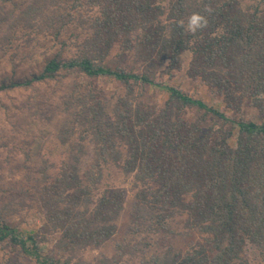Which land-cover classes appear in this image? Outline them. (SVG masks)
<instances>
[{"label": "trees", "instance_id": "1", "mask_svg": "<svg viewBox=\"0 0 264 264\" xmlns=\"http://www.w3.org/2000/svg\"><path fill=\"white\" fill-rule=\"evenodd\" d=\"M87 3L98 15L91 19V34L77 50L65 56L68 43L63 42V48L55 50L38 73L5 80L0 92L33 89L64 76L115 81L125 93L110 107V115L102 91L85 93L82 83L73 82V94L63 101L68 108L82 102L87 127L75 148L81 152L87 140L97 146L98 162L117 165L133 175L137 207L154 209L158 225L185 213L187 228L211 238L209 250L201 246L186 255L155 257L150 263L233 264L248 244L264 258V97L260 96L264 92V0L247 7L242 0ZM80 4L79 0H0V35L4 28L13 34L23 28L29 42L33 29L39 28V33L60 38L72 20L67 11ZM205 6L213 9L211 15L204 12ZM194 12L206 15L208 26L193 35L179 22L186 23ZM117 46L121 51L112 56ZM186 53L191 55L188 75L222 97L233 115L156 80L165 62L167 73L181 70ZM131 56L140 64L138 70L123 66ZM151 87L168 92L163 106L143 101L144 91ZM136 94L144 98L139 103L132 101ZM247 108L253 110L249 118ZM187 109H197L200 117L187 119ZM208 116L220 123L206 125ZM71 130L68 133L74 135ZM70 139H62L63 144ZM71 157V162L62 163L54 183L44 189L46 222L40 233L25 235L0 214V246H12L35 264H70L44 250L47 235L59 234L60 253L99 248L114 236L124 194H104L94 200L101 171L100 176L93 170L81 175L80 159L74 153Z\"/></svg>", "mask_w": 264, "mask_h": 264}, {"label": "rangeland", "instance_id": "2", "mask_svg": "<svg viewBox=\"0 0 264 264\" xmlns=\"http://www.w3.org/2000/svg\"><path fill=\"white\" fill-rule=\"evenodd\" d=\"M79 1V6L67 11L72 15V20L64 27L60 38H54L51 33L40 34L39 28H35L28 42L26 29H18V33L16 31L14 34L10 29L1 30L0 84L5 80L17 81L38 73L46 59L55 50L63 48V42L68 43L63 50L65 56L72 55L77 50L79 43L91 34V19L98 15V10L90 6L88 0ZM242 1L247 7L259 0ZM120 51L117 46L112 56ZM182 59L181 70H172L170 73L166 72L169 64L165 62L157 70L156 80L166 86L176 87L210 107L225 110L227 115H233L231 110L226 109L222 97L200 79L188 75L191 55L186 53ZM134 61L131 56L123 66L138 70L140 64ZM74 81L84 85L82 90L85 93L90 89L102 91L108 115L111 114L110 107L117 97L125 93V89L111 79L91 81L74 76L36 84L33 89L0 92V214L11 225L17 226L21 233L38 234L46 222L43 212L47 207L42 203L46 197L44 189L54 183L62 163L71 162V155L74 153L80 159L81 175L93 170L95 175L100 176L101 171V181L93 190L94 200L104 194L120 192L124 194V210L115 221L116 233L99 248L60 253L59 234L52 233L43 242L45 251H53L59 259L69 260L70 264H151L152 258L166 254L186 255L201 246H206L209 250L210 236L198 229L187 228L188 216L185 213L166 218L162 226L157 224L158 217L154 209H138V188L133 175H126L117 165L98 162L97 146L85 140L82 142V151H77L75 144L80 143L81 135L87 130L80 110L82 102L68 108L63 101L73 94ZM136 93L141 94L139 90ZM137 94L132 99L135 103L142 99ZM144 94L143 101L150 99L158 107L164 105L169 95L164 89L152 87L147 88ZM252 111L247 108L245 112L249 116L245 117L253 116ZM200 115L197 109H187L185 117L193 121ZM205 123L216 125L220 122L208 116ZM71 129L74 135L68 133ZM68 136H71L70 141L63 144L62 139H67ZM121 151L125 154L123 146ZM137 215L140 218L136 223ZM0 264L35 263L8 245L0 246ZM233 264H264V258L257 247L248 244L241 258Z\"/></svg>", "mask_w": 264, "mask_h": 264}, {"label": "clouds", "instance_id": "3", "mask_svg": "<svg viewBox=\"0 0 264 264\" xmlns=\"http://www.w3.org/2000/svg\"><path fill=\"white\" fill-rule=\"evenodd\" d=\"M204 12L208 15H211L213 9L210 6H205ZM184 30L190 34H196L197 32L203 31L208 26L207 16L198 12H194L187 17L186 23L185 21L179 22ZM261 97H264V92L260 93Z\"/></svg>", "mask_w": 264, "mask_h": 264}]
</instances>
